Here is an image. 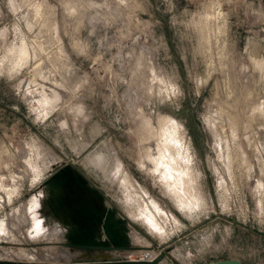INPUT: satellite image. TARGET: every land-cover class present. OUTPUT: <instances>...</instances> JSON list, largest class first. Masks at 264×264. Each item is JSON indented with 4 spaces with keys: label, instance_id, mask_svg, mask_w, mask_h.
<instances>
[{
    "label": "rangeland",
    "instance_id": "1",
    "mask_svg": "<svg viewBox=\"0 0 264 264\" xmlns=\"http://www.w3.org/2000/svg\"><path fill=\"white\" fill-rule=\"evenodd\" d=\"M263 105L264 0H0V260L264 264ZM162 132L183 180L140 163Z\"/></svg>",
    "mask_w": 264,
    "mask_h": 264
},
{
    "label": "bare ground",
    "instance_id": "2",
    "mask_svg": "<svg viewBox=\"0 0 264 264\" xmlns=\"http://www.w3.org/2000/svg\"><path fill=\"white\" fill-rule=\"evenodd\" d=\"M33 17H34V20L37 21V22H44V26H46L49 23V22L48 23L45 22L46 19L44 18L43 9L42 8H40V10L36 14H34ZM36 25L38 26V24H36ZM38 27H37V29H38ZM46 28H48V27H46ZM40 30L42 31L43 29L41 28V29H39V31ZM38 36H40V35L38 34ZM41 36H42V34H41ZM31 43L32 44L30 45V43L27 40L21 39L19 42H17L16 44H14L13 46H11L9 48V50H10L9 51L10 65L14 69L15 68H18V67H21L22 65L26 64L28 60H31L33 57H36L37 56V53L39 52V50L40 51L41 50H44V48L42 46V43L43 42L40 43V42H35L33 40V42H31ZM40 64L41 63H38L36 68L38 69V73L39 74H40V72L42 73L41 76L43 78V77H45L44 73L42 72L44 70H42L39 67ZM34 71H36V70H34ZM33 89L36 92H38L42 97L49 98L52 95V89L53 88H48V87H46V86H44V85H42L40 83H36L35 82L34 83V86H33ZM257 109L259 110V108H255V110H257ZM165 130H169L170 132H173L174 133V130H173V128L170 125L166 126ZM163 133L164 132H162V136H161L160 139H158L157 137H155V141H154L153 145H148L147 146V148L145 150L146 153L143 154V156H141V158H140V163H141V165H143L145 167H148L153 172L159 173V176L161 177V179H164V180H166V179L173 180L175 177L178 178V179H182L183 178V173L181 171H178L175 168V166H176V160L174 158H172L170 156L171 154L168 152L169 147H168L167 141H165L164 138H163ZM144 134H145V140H147L148 139L147 130L144 131ZM185 172L188 174L187 168H186V171ZM125 175L126 176L125 177H122V179H121L122 184L124 185L125 189L127 191H132V189H133V191L136 190L137 187H136L135 183L133 182L132 178L130 176H128L127 174H125ZM10 177H11V179H12L13 182L16 181V177L13 174H11ZM186 177H188V176H186ZM2 179H3V176H1V178H0V188L5 191V190H7V188H3ZM185 183H188V181L187 182H185V180L182 181V187L181 188H182L183 191H185V189H184L185 188ZM187 189L191 193V188H190L189 184L187 185ZM7 191H9V190H7ZM186 192H187V190H186ZM138 193H139V191H138ZM158 209L159 208L156 206V204H154L152 202L148 203V201H146L144 215L146 216L145 219L149 223H151V225H152V223H156L157 222V219H156V215L155 214L157 212H161ZM139 210H141V209H139ZM142 216H143V214H142ZM40 227H41V225H40L39 220L38 221H36V220L34 221L33 220L32 228H31V233L34 234V233L39 232L40 231ZM144 258H148L147 255H145Z\"/></svg>",
    "mask_w": 264,
    "mask_h": 264
},
{
    "label": "water",
    "instance_id": "3",
    "mask_svg": "<svg viewBox=\"0 0 264 264\" xmlns=\"http://www.w3.org/2000/svg\"><path fill=\"white\" fill-rule=\"evenodd\" d=\"M0 264H28V263L16 262V261H10V260H8V261L7 260H0ZM32 264H36V263H32ZM39 264H44V263H39ZM207 264H244V263L238 259L230 258V259H225V260H218V261L209 262Z\"/></svg>",
    "mask_w": 264,
    "mask_h": 264
},
{
    "label": "flooded vegetation",
    "instance_id": "4",
    "mask_svg": "<svg viewBox=\"0 0 264 264\" xmlns=\"http://www.w3.org/2000/svg\"><path fill=\"white\" fill-rule=\"evenodd\" d=\"M96 246H104V244H98V245H96Z\"/></svg>",
    "mask_w": 264,
    "mask_h": 264
},
{
    "label": "crops",
    "instance_id": "5",
    "mask_svg": "<svg viewBox=\"0 0 264 264\" xmlns=\"http://www.w3.org/2000/svg\"><path fill=\"white\" fill-rule=\"evenodd\" d=\"M55 188L57 189V187L55 186ZM57 190H59V189H57Z\"/></svg>",
    "mask_w": 264,
    "mask_h": 264
}]
</instances>
